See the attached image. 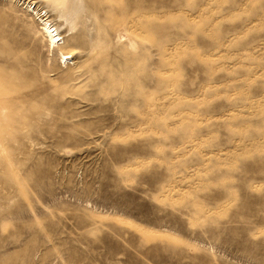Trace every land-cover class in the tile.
Here are the masks:
<instances>
[{
    "label": "rangeland",
    "instance_id": "rangeland-1",
    "mask_svg": "<svg viewBox=\"0 0 264 264\" xmlns=\"http://www.w3.org/2000/svg\"><path fill=\"white\" fill-rule=\"evenodd\" d=\"M0 264H264V0H0Z\"/></svg>",
    "mask_w": 264,
    "mask_h": 264
},
{
    "label": "bare ground",
    "instance_id": "bare-ground-1",
    "mask_svg": "<svg viewBox=\"0 0 264 264\" xmlns=\"http://www.w3.org/2000/svg\"><path fill=\"white\" fill-rule=\"evenodd\" d=\"M31 6V5H30ZM35 13V16L37 17L38 21L40 22V29L42 31V34L46 40V46L48 51H56L58 55L59 60H64V63L69 64L70 62L67 61V59L71 58L70 54L68 52H63L62 44H64V41H62V37H60V34L58 33V28L54 27L49 19L46 17L47 15L43 14L42 11H37L34 9L32 10ZM77 11V10H76ZM66 61V62H65Z\"/></svg>",
    "mask_w": 264,
    "mask_h": 264
}]
</instances>
